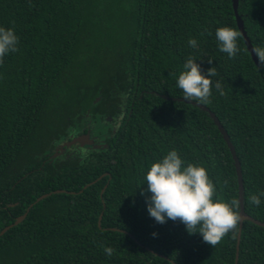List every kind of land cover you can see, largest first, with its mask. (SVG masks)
<instances>
[{
  "label": "trees",
  "instance_id": "16d2710c",
  "mask_svg": "<svg viewBox=\"0 0 264 264\" xmlns=\"http://www.w3.org/2000/svg\"><path fill=\"white\" fill-rule=\"evenodd\" d=\"M238 14L253 47H264V0H239ZM0 27L20 40L0 65V232L29 209L0 237V264H264V227L244 222L236 262L240 223L213 248L179 221L157 223L151 193L141 194L150 166L176 150L183 166L208 170L215 198L239 200L232 154L210 115L168 99H184L177 79L193 57L202 74L217 70L211 103H197L227 131L245 211L264 223V197L259 207L249 200L264 192V64L242 33L235 58L215 35L240 32L233 0H0ZM84 117L120 120L115 130L101 125L103 148L56 157L62 138L90 134Z\"/></svg>",
  "mask_w": 264,
  "mask_h": 264
},
{
  "label": "clouds",
  "instance_id": "9594fccd",
  "mask_svg": "<svg viewBox=\"0 0 264 264\" xmlns=\"http://www.w3.org/2000/svg\"><path fill=\"white\" fill-rule=\"evenodd\" d=\"M215 35L219 50L229 58H235L240 52L237 42L241 32L231 27H220ZM19 42L14 28L0 27V65H3L7 55L19 51ZM188 44L192 48L198 46L195 38H190ZM252 52L264 64V47H254ZM208 62L212 63L211 60ZM183 69L178 76L177 87L182 90L184 99L201 104L211 103L213 81L208 77L217 75L216 68L212 67L206 75L202 74L200 65L193 57H189ZM215 88L221 96L225 94L220 82L215 83ZM184 163L176 150L169 151L160 161L150 166L145 176L147 189L141 194L151 193L146 201L147 210L157 223L179 221L186 226L190 235L200 234L206 244L215 248L230 232L234 233L242 221L240 201L233 198L225 202L215 198L217 187L208 170L192 163L183 166ZM224 183L227 185V181ZM261 197H264V192L253 194L249 198L250 203L259 207ZM156 235L153 233L154 237ZM114 251L104 246L107 256L111 257Z\"/></svg>",
  "mask_w": 264,
  "mask_h": 264
},
{
  "label": "water",
  "instance_id": "95a60500",
  "mask_svg": "<svg viewBox=\"0 0 264 264\" xmlns=\"http://www.w3.org/2000/svg\"><path fill=\"white\" fill-rule=\"evenodd\" d=\"M233 7L235 10V15H236V19H237V24L239 27L240 32L243 35L245 44L247 46V49L249 51V53L251 54L252 59L254 60V62L259 65V60L256 57V55L252 52V49L254 48L246 31H245V27H244V22L241 18V16L238 14V7H239V0H233ZM168 99H172L175 101H182L185 103H189L192 105H196L199 108H201L202 110L206 111L211 119L214 121V123L216 124V126L218 127L219 131L221 132V134L223 135L224 140L226 141L228 148L232 154L233 160H234V164H235V168H236V173H237V180H238V186H239V201H240V215L242 216V221L240 222V227H239V232H238V242H237V259L236 262L238 261V255H239V246H240V238H241V232H242V228H243V224L245 221H250L253 222L259 226L264 227V223L258 221L257 219L251 217L250 215H248L245 211V202H244V193H245V188H244V178H243V173H242V167H241V162L237 156V152L235 150V147L233 145V143L230 140V137L227 133V131L225 130V128L223 127V125L221 124L220 120L217 118V116L207 107L195 102V101H187L185 99H180V98H168ZM81 144L84 145L85 141H84V137H79L75 140H73L71 143H68L67 146L69 145H74V144ZM59 192V191H57ZM48 195L50 194H45L41 197H39L36 202H39L40 200L46 198ZM33 205H31L32 207ZM29 209L27 210L28 213ZM27 213H25L23 216L19 217L16 219V221L5 227L1 232H0V237L3 236L9 229H11L12 227L18 225L19 223H21L25 217L27 216Z\"/></svg>",
  "mask_w": 264,
  "mask_h": 264
},
{
  "label": "rangeland",
  "instance_id": "374dc122",
  "mask_svg": "<svg viewBox=\"0 0 264 264\" xmlns=\"http://www.w3.org/2000/svg\"><path fill=\"white\" fill-rule=\"evenodd\" d=\"M122 116H123V113L121 114V118H122ZM96 119H100V118L97 117ZM101 120H102V123L94 124L95 119H92L91 117H84L81 120V124L83 125V127L85 126V127L89 128L90 136L91 137L93 136L92 140L89 143L85 142L83 147L80 145V146L70 147L69 149H65V151L63 153L64 154L68 153V155H70V156L73 154L75 156H77L80 153H82L79 155V157L83 158V156L86 155L89 151L99 150V149L103 148L104 143H105L104 139H105L106 134L102 131L101 127L103 125H105L107 128L112 127L111 129L115 130V128H117L116 125L118 124L120 117H119V119H117L115 121L112 119V117H106V118H103ZM79 125L80 124H78V126ZM75 138H77V137L73 136L71 141L75 140ZM66 143L67 142L63 143V146ZM63 146H61V147H63ZM84 146H86V147H84Z\"/></svg>",
  "mask_w": 264,
  "mask_h": 264
},
{
  "label": "flooded vegetation",
  "instance_id": "af4514ba",
  "mask_svg": "<svg viewBox=\"0 0 264 264\" xmlns=\"http://www.w3.org/2000/svg\"><path fill=\"white\" fill-rule=\"evenodd\" d=\"M87 128H88V127H87ZM88 129H89V128H88ZM89 133H90V132H89ZM75 136H76L77 138H79V137H82V138H83V137H84V141H85V142H88V143H89V142L92 140V138H93V136L91 137L90 134H88V135H87V134H77V135H75ZM65 138H66V139H65ZM65 138H64V139L62 138L61 141H60V143L54 148V152H56V157H61V156H66V157H68V158H69V157H75V158L79 157V155L82 154V153H80V154L77 155V156H75L74 154L70 156V155H68V153H67V154H64V153H63V152L65 151V149H69L70 147L80 146V145H81V144L77 143V144H74V145H69V146H67L68 143H71V142L73 141V140L71 141V139L73 138V134L70 135V140H68L69 137H67V136H66ZM77 138H75V139H77ZM65 142H67V143L63 146V143H65ZM61 146H63V147H61ZM81 146L83 147V145H81ZM86 146H87V145H86ZM86 146H84V147H86ZM89 152H91V151H89ZM89 152H88V153H89ZM88 153H87V154H88ZM87 154H86V155H87ZM86 155H84L83 158H84ZM83 158H80V157H79L80 160H82Z\"/></svg>",
  "mask_w": 264,
  "mask_h": 264
}]
</instances>
